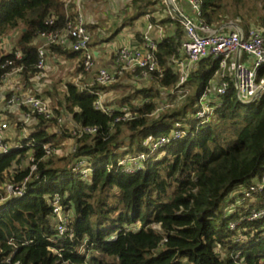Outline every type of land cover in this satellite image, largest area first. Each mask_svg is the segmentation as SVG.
I'll list each match as a JSON object with an SVG mask.
<instances>
[{
	"label": "trees",
	"instance_id": "obj_1",
	"mask_svg": "<svg viewBox=\"0 0 264 264\" xmlns=\"http://www.w3.org/2000/svg\"><path fill=\"white\" fill-rule=\"evenodd\" d=\"M154 2L133 0L135 13L122 27L143 16ZM255 10L251 19L264 24V0L257 1ZM238 11L239 7L232 12L233 18ZM68 13L63 0H0V41L18 33L26 76L35 72L36 36L62 30ZM227 14L222 0H201L200 18L208 25L221 26ZM244 18L241 14L240 26L246 33L249 25ZM50 19L53 24H45ZM173 28V35L157 46L162 76L153 75L149 87L131 90L111 115L94 107L97 93L105 87L65 85L56 113L63 111L75 128L96 129L94 135L76 139L72 157H44V145L59 146L72 137L67 132L49 133L50 124L43 121L22 141V149L0 156V187L27 176L28 168L12 167L21 165L28 149L39 177L22 197L0 201V264H264V219L248 220L251 210L264 209V190L250 198L232 197L239 187L264 178V94L254 103L242 104L230 82L209 122L189 118L219 68L218 60L205 58L189 76L192 94L177 99L178 108L156 115L163 92L175 93L178 81L171 60L177 57L183 30L178 22ZM96 29L87 28L90 47L102 43ZM49 52L66 59L80 56L55 46ZM81 72L80 65L74 74ZM263 75L264 67L258 70V76ZM122 109L132 119L116 123ZM177 121L186 126L183 136L150 151L145 142L168 136ZM142 153L146 160L140 170L127 174L118 166L124 158ZM75 157L89 160L88 181L71 172ZM55 193L66 195L63 206L71 215L72 238L59 237L54 229L48 197Z\"/></svg>",
	"mask_w": 264,
	"mask_h": 264
},
{
	"label": "built area",
	"instance_id": "obj_2",
	"mask_svg": "<svg viewBox=\"0 0 264 264\" xmlns=\"http://www.w3.org/2000/svg\"><path fill=\"white\" fill-rule=\"evenodd\" d=\"M84 1L86 0H63L65 7L69 9V20L66 26L60 31L41 32L36 36L33 41V44L37 46L34 73L28 72L27 76L24 73V55L16 44L17 33L14 32L1 39L0 71L3 73L0 75V156L7 155L13 149H22V141L33 132V128L40 121H43L45 126L46 123L50 124L47 129L49 133L61 135L67 132L71 135L73 142L83 135H94L96 132V129L91 127L75 128L66 115L61 113L58 115L57 108H52V100L45 92L46 56L51 46L78 53L83 71L93 77L91 85L107 87L115 83L123 73H129L134 78L150 80L153 75L162 76L156 56L157 46L163 37L164 26L161 22L168 21L166 24L171 28L178 22L183 30V38L177 46V57L171 60V68L178 76L175 87L178 101L186 97L189 76L197 70L201 60L212 58L219 61L218 71L201 93L197 109L189 115V118L201 124L209 122L214 117L219 99L227 93L230 82L233 83L236 97L242 104L254 103L264 94V75L258 76V70L264 67L263 28L251 27L245 33L242 28L230 24L219 27L210 26L200 18L201 0H158L153 4V8L160 11L159 18L156 22L146 20L138 43L119 47L114 53L111 68L103 67L94 71L95 56L90 47L91 35L86 27ZM181 4L187 6L186 10L181 7ZM149 16L150 14H147V19ZM45 24L52 25L53 19L46 21ZM244 56L246 60L243 61ZM94 107L108 115L114 111L104 105L102 92L97 93ZM120 112L122 114L115 118L116 123L132 119V115L126 109ZM185 128V124L177 121L168 136L154 140L148 139L145 144L150 151L159 150L172 140L183 136ZM76 150L75 143L66 153L62 152V145L43 146L45 158L72 157ZM26 156L21 165L14 164L12 170L28 168L27 176L19 183L1 186L0 201L22 197L27 185L39 178L37 161L32 150L28 149ZM145 160L146 154L142 153L136 157L124 158L119 161L118 166L124 173L132 174L142 168ZM70 169L79 179L89 180L91 167L88 159L73 158ZM263 190L264 178L249 187H239L233 194L237 193L250 198ZM65 198L66 195L55 193L48 197V204L51 207V221L57 235L72 238V232L69 230L71 215L65 212L63 206ZM260 219H264V209L251 210L248 220ZM234 227L235 224L231 223L230 228L234 229ZM114 238L115 236H111L110 240Z\"/></svg>",
	"mask_w": 264,
	"mask_h": 264
},
{
	"label": "rangeland",
	"instance_id": "obj_3",
	"mask_svg": "<svg viewBox=\"0 0 264 264\" xmlns=\"http://www.w3.org/2000/svg\"><path fill=\"white\" fill-rule=\"evenodd\" d=\"M258 0H241L239 3H237V0H222V3L226 6L228 14L222 18V25L230 24L241 28L242 21L240 19V15H245L244 20L248 22L249 27H260L264 29V24L259 22L257 19H251V14L253 12H256L255 10V4ZM91 1L88 3H92L89 5L88 8V17H85V22L87 24V21L90 23L95 17L102 19L104 22L102 24V27L104 29L103 32H105V38L110 36L109 34L115 31L118 27L121 26V23L125 21V19L129 18L130 9L129 5L131 4V1L129 0H122V2H115V0H102L101 2ZM116 7H114V5ZM242 4V5H241ZM239 7V14L237 17H232L233 11L236 10V8ZM85 14V11H84ZM112 15V17L110 16ZM225 21V22H224ZM219 23V24H220ZM221 25V26H222ZM126 27V26H125ZM119 29V28H118ZM131 28L126 27L123 29L122 34L124 32H129ZM120 32V31H119ZM17 33V32H16ZM117 36V35H116ZM115 36V37H116ZM14 38V36H13ZM16 40L18 38L15 37ZM118 38V37H117ZM116 38V40H118ZM118 49V46L116 45V49L112 53V56L108 60L109 62L113 63L114 59V53ZM110 56V55H109ZM127 74V73H126ZM123 73L124 76H119L117 81L113 83L112 85H109L105 87L107 90L102 91L103 94V101L104 105L110 107V109H116L119 106L120 101L126 97L129 92L133 89H140L144 87H149L152 83V79L150 80H143L139 79L138 77H133L132 75H126ZM129 74V73H128ZM72 73L63 71L57 68H54L48 76L46 75V95L50 96L52 100V108H58L57 101L61 100L64 86L73 81L70 77H72ZM92 76V75H91ZM93 78V77H92ZM79 82V81H78ZM89 83H93V80H90ZM188 93L186 94V97L192 94L193 91V85L188 84L187 86ZM178 94L176 93H165L163 92L162 100L158 102L157 108L159 109L156 115L165 113L168 110L178 108L180 106V103H177ZM177 103V104H176ZM60 109V107H59ZM1 114V113H0ZM64 116L65 114L62 113ZM154 114V115H155ZM155 117V116H154ZM51 131V130H50ZM74 142L72 138H67L61 145H62V152L66 153L70 150V148L73 146ZM2 191V187L0 188V193ZM232 197L238 198V194L235 193L232 195ZM237 205H241L240 200H237ZM139 226L137 223L136 226Z\"/></svg>",
	"mask_w": 264,
	"mask_h": 264
},
{
	"label": "crops",
	"instance_id": "obj_4",
	"mask_svg": "<svg viewBox=\"0 0 264 264\" xmlns=\"http://www.w3.org/2000/svg\"><path fill=\"white\" fill-rule=\"evenodd\" d=\"M91 1H93V0H86L83 3L86 18L88 17V15L90 13V11L88 13L89 5L92 4V3H88V2H91ZM94 1H95L94 3L97 6L96 2L99 3L102 0H94ZM129 1H131V4L129 5L130 6L129 7L130 14L128 16L131 17L134 15L135 10L132 7V1L133 0H129ZM154 1L157 2L158 0H154ZM115 2H122V0H115ZM153 4L151 6L145 8L144 11H142L145 13L143 16H140L139 18L135 19L130 25L126 26L128 28H131L129 32H124L122 34L123 29H125L126 27L125 26L122 27L123 23H121V26L118 27V28H120V32L117 34V36L115 35L116 37H114L110 41H107V39L109 37H111V34L113 32H115L118 28L115 31H113L112 33H110L109 34L110 36L105 38V32H103L104 29L102 27V24L104 22L102 21V19L95 17L90 23L87 21V24H86L87 28L89 26H97L96 30L98 33V38L101 39V41H102V43L91 47V49L94 52V56H95L94 71L97 70L98 68H103V67L111 68L112 62H109L108 60H110L109 58L112 56V53L116 49V45L119 48L123 45H136L138 43L140 32L143 29L144 25L146 24V20H149L151 22H156L157 19L159 18L160 11H157V8H153ZM114 7H116V5H114ZM181 7L185 10L187 8V6H185V4H181ZM147 14H150L149 19H147ZM110 16L112 17V15H110ZM165 21L161 22V24L164 26L163 37L161 40L165 39L167 36L173 35V33H174V28L167 26V24H166L167 22H165ZM116 38L118 40H116ZM64 50L66 51L67 49H64ZM67 51H70V50H67ZM242 59L244 61V60H246V57L244 56V57H242ZM80 60H81L80 56L76 57L75 59H66V58L59 57L55 54L48 52L47 56H46V63H47L46 75L48 76V74H50L54 68H57V69L72 73L73 76L70 78L73 81H71L70 83H73L78 87H82V86L84 87L85 85H91V83H89L90 80H93L91 74L85 73L84 71L81 73H78L77 75L74 74L75 70L80 66ZM122 76H124V75H122ZM63 90H64L63 91V93H64L65 92V86H64Z\"/></svg>",
	"mask_w": 264,
	"mask_h": 264
}]
</instances>
